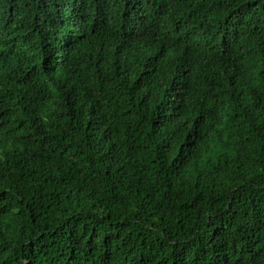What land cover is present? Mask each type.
Instances as JSON below:
<instances>
[{
	"label": "trees",
	"instance_id": "1",
	"mask_svg": "<svg viewBox=\"0 0 264 264\" xmlns=\"http://www.w3.org/2000/svg\"><path fill=\"white\" fill-rule=\"evenodd\" d=\"M0 264H264V0H0Z\"/></svg>",
	"mask_w": 264,
	"mask_h": 264
}]
</instances>
